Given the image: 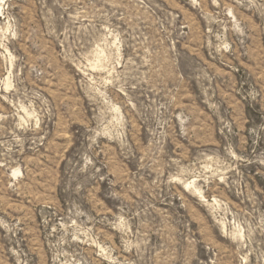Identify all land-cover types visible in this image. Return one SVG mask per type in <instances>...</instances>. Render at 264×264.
Wrapping results in <instances>:
<instances>
[{
    "label": "rangeland",
    "instance_id": "obj_1",
    "mask_svg": "<svg viewBox=\"0 0 264 264\" xmlns=\"http://www.w3.org/2000/svg\"><path fill=\"white\" fill-rule=\"evenodd\" d=\"M0 264H264V0H0Z\"/></svg>",
    "mask_w": 264,
    "mask_h": 264
}]
</instances>
